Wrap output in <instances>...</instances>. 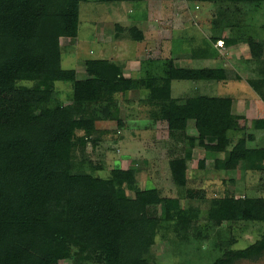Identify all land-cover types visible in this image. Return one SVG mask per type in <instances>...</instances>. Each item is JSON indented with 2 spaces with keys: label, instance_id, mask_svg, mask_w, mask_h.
<instances>
[{
  "label": "trees",
  "instance_id": "trees-1",
  "mask_svg": "<svg viewBox=\"0 0 264 264\" xmlns=\"http://www.w3.org/2000/svg\"><path fill=\"white\" fill-rule=\"evenodd\" d=\"M204 1L232 6L223 18L229 19L235 36L223 41L229 48L249 47L258 74L248 84L264 102V40L252 33L264 0ZM88 3L0 0V264H161L152 252L159 235L169 240L173 232L170 244H196L200 250L216 229L214 248L224 253L210 254V264L259 261L264 233L246 248L234 246L239 243L236 229L264 224V147H249L255 136L235 124L241 117L233 112L232 97L206 95L195 86L176 98L173 87L175 82L201 85L241 82L243 77L224 68L180 66L173 51L171 57L143 60L137 78L125 75L124 62L87 60L86 77L79 79L77 69L64 68L61 44L62 39H79L81 9ZM247 9L254 13L251 19ZM116 30V40L125 39L124 32L130 41L145 39L139 27L119 25ZM58 83L71 89L66 102L60 99ZM134 92L141 106L151 108V128L166 124L169 138L183 147L187 160L197 146L208 152L224 146L226 159L245 162L247 170L260 173L258 195L239 198L231 191L217 204L201 200L208 203L206 209L184 208L183 196L193 193L185 172L172 175L178 198L163 196L157 187H141L138 168L116 167L103 176L96 152L110 131L98 126L116 123L118 141L125 139L121 133L127 121L118 98L125 95L124 101L134 102ZM257 129H264V119ZM240 133L245 137L235 143L231 136ZM211 134L216 137L209 139ZM216 165L223 169V160ZM202 221L204 231L193 240L191 232Z\"/></svg>",
  "mask_w": 264,
  "mask_h": 264
},
{
  "label": "rangeland",
  "instance_id": "rangeland-1",
  "mask_svg": "<svg viewBox=\"0 0 264 264\" xmlns=\"http://www.w3.org/2000/svg\"><path fill=\"white\" fill-rule=\"evenodd\" d=\"M98 1L89 0L81 9L79 39H62L64 68L77 69L79 79H84L87 60H115L126 64L127 77L137 78L141 76L143 60L171 57L173 51H177L180 66L227 69L231 74L241 75L243 80L201 85L175 82L174 97L183 96L195 86L206 95L232 97L233 112L241 117L235 124L246 134L255 136L249 147L253 150L264 147V129H257V122L264 119V102L248 84V80L257 76L258 64L251 59L247 45L239 44L229 48L223 41L225 38L235 36V29L231 30L228 27L229 19L223 18L230 7L232 10V6L215 5L204 0H144L140 4H101ZM247 10L251 13L248 19H251L254 13ZM219 12H222L220 15L222 18L218 16ZM253 19L255 24L253 35L264 40V32L261 31L264 25V12L256 14ZM119 25L126 29L139 27L144 33V41L137 43L130 41L128 32H124L125 39L116 40V28ZM214 38H220L221 41L214 43L212 41ZM58 84L60 99L66 102V93L71 89L66 83ZM124 97L125 95H121L118 99L123 103V115L127 121L126 129L121 133L125 139L118 141L119 133L114 132L118 128L116 123H100L98 126L102 131H110L109 134L102 136V142L96 152L95 161L99 160V165H102L103 176H108L116 167L138 168L141 187H157L163 191V196L178 198L179 191L172 175L185 172L186 186L193 193L183 196L181 202L184 208L201 205L206 209L208 203L201 200L208 199L217 204L231 191L239 198L258 195L260 173L247 170L245 162L226 159L224 146H217L219 152H208L197 146L192 160H187L183 147L169 138L166 124L159 123L151 128L153 123L149 119L151 108L140 105L139 93L131 94L134 101L131 103L124 101ZM181 109L183 110V106ZM241 133L231 136L235 143L245 137V134ZM215 137L216 134H211L208 138ZM217 160H223V169L217 167ZM203 161L205 165L202 164ZM203 223L204 221L197 225L199 229L191 232L193 240L198 232L204 231ZM226 229L227 226L221 228L223 232ZM217 232L216 229L213 235L201 244L200 250H197L196 244H190L188 247L181 243L175 246L170 244V240L175 236L173 232L169 233V240L159 235L152 252L161 264H210L212 262L210 254L214 257L224 253L214 248ZM236 233L239 243L234 248L243 249L260 238L264 233V224L246 225L244 231L236 229ZM61 264L90 263L67 261ZM236 264H264V257L256 262L241 260Z\"/></svg>",
  "mask_w": 264,
  "mask_h": 264
},
{
  "label": "crops",
  "instance_id": "crops-1",
  "mask_svg": "<svg viewBox=\"0 0 264 264\" xmlns=\"http://www.w3.org/2000/svg\"><path fill=\"white\" fill-rule=\"evenodd\" d=\"M123 4V3H122ZM141 21V20H140ZM137 24H138V21H137ZM219 41H221V40H219ZM259 106H261V105H259ZM227 167V166H226Z\"/></svg>",
  "mask_w": 264,
  "mask_h": 264
}]
</instances>
